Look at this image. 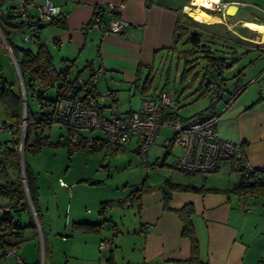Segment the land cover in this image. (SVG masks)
I'll return each instance as SVG.
<instances>
[{
	"label": "crops",
	"instance_id": "1",
	"mask_svg": "<svg viewBox=\"0 0 264 264\" xmlns=\"http://www.w3.org/2000/svg\"><path fill=\"white\" fill-rule=\"evenodd\" d=\"M51 1L60 8L63 14L64 27L49 23L51 18L42 20L44 24L38 30V43L44 45L50 52L54 68L58 71L66 69L69 77L77 74L86 78L91 77L90 80L97 96L106 88L113 90L116 93L117 104L124 111L132 110L120 102L119 97L125 91L129 93L132 89L138 90L143 97L163 89L168 91L166 88L168 78L159 79V87L154 86V81H152L149 87L144 88L142 82L146 76L154 80L158 71L169 66L176 52L181 55L179 51H182L181 56L185 62L192 58L202 60L201 54L204 51H201V48L191 50V44L185 42L191 32L200 33L201 40H203L201 31H198L202 30L200 26L218 25L220 29L222 25H226L231 34L240 41V47L234 49L235 52H240L244 47L264 53V45H247V38L241 34V31L227 26L232 22L238 24V27L246 25L255 32L256 29L264 31V20L233 18L224 15L222 4L235 3L238 5L239 0H222V3H216L218 12L215 15L218 18L212 21H197L194 26L186 23L187 16L183 10V6L190 0ZM107 2L122 3V6L116 12L101 7L97 9L98 6ZM14 4L15 1L12 5ZM114 15L127 21L126 27L119 34H105L96 27L86 29L82 27L88 21L105 23ZM248 21L257 22V24H250ZM178 30L183 32L180 38H178ZM18 32L17 40L12 34V42L36 51L38 45L33 42H30L29 46L22 45L25 41L21 40ZM258 38L260 42H264L262 41L264 38L260 36ZM4 57L11 58L1 39L0 59ZM11 61L15 66L12 58ZM88 62L90 64L86 65ZM204 63H206L205 60ZM261 68L262 70H257L247 80V82H252L251 85L247 88L244 86L229 102L234 88L228 93L226 102L223 105L218 103L219 105L217 104L215 108L218 114L217 134L223 139L241 143L246 161L256 170H264V78H262L264 77V65ZM138 77H140L139 81H137ZM239 84L243 83L238 80L236 86ZM171 97L174 102L173 106L167 107L164 115L172 111L179 115L174 106L176 102H179V97L177 94H172ZM112 103L111 99H104L102 107L104 115L110 114ZM174 145L172 142L167 143V140L165 142V147L169 150ZM234 165L237 167L234 160L226 161L218 170L200 174L199 179L175 181L218 190L172 191L169 209L164 208L162 192L159 188L164 179L168 178L160 177L159 180L147 182L140 198L130 200L131 204L137 203L138 227L143 237L138 249L140 261H136V264H192L188 262L189 240L181 235L182 222L175 211L188 202H191L194 208L192 223L202 260L208 264H264V195L240 196L232 192V187L238 184L241 175ZM37 185L39 190L38 181ZM0 197L1 207L7 199L2 195ZM39 199V216L41 214L42 219L40 210L43 206H39ZM45 210L47 213L49 207L45 206ZM24 211L28 214V218L22 221L21 213H19V221L26 224L32 216L35 222L31 209ZM82 221L98 222L90 219H82ZM35 224V229L26 228L19 231L20 237L25 240L14 250V253L22 262H18L14 256H5L0 249V264H38L40 250L36 251L35 245H40L42 253L43 250L45 251L47 260H44V264H55L53 255L58 252L64 255L65 264H115V253L112 247L116 246V242L112 236L99 238L96 232H87L72 226L69 234L60 235L62 242L60 250H54L53 243L50 241L52 226L49 225L46 231L44 226L41 227L40 222L39 225L36 222ZM54 234H58L57 231ZM100 242H108L112 246L101 247ZM107 251L109 252L108 257H106ZM121 264L131 263L122 261Z\"/></svg>",
	"mask_w": 264,
	"mask_h": 264
},
{
	"label": "rangeland",
	"instance_id": "2",
	"mask_svg": "<svg viewBox=\"0 0 264 264\" xmlns=\"http://www.w3.org/2000/svg\"><path fill=\"white\" fill-rule=\"evenodd\" d=\"M12 3V1H9L0 5V21L8 28H11V22H6L5 9ZM214 7H216L215 3L212 4L211 8H208L213 10L209 12L207 9V14L211 17L208 21L218 18L215 15L218 11ZM29 11L36 13L32 8ZM186 16V23L189 26H194V23L200 21L190 14L186 13ZM231 17L264 20V0H239L238 10ZM19 20V17H14L12 21ZM231 23H228L227 26L241 31V34L247 38V45H264V42L258 40L259 36L255 31L250 30L246 25L238 27V24ZM248 23L257 24L254 21H248ZM205 27L200 26L202 30H198L201 31L203 37V40H201L202 48L207 50L201 56L210 52L213 56L224 57L228 64L233 59L241 57L239 62H234L222 75L226 79L224 82L221 81L222 84L219 85L223 97L219 104L223 105L227 100L228 93L237 87L238 80L243 83L240 85H244L246 88L252 84L247 80L257 70H262L264 53L256 49L248 50L244 47L240 52H235L234 49L240 47V41L231 34L226 25H222L220 29L218 25ZM17 32L14 33L15 40H17ZM18 34H20V30ZM30 42L25 41V43L20 44L29 46ZM179 53L182 55V51H179ZM181 55L176 52L170 60L169 66L167 65L163 70L158 71L153 81L154 86L159 87V79L168 78L166 82L168 92L171 95L177 94L179 97V102H176L174 106L177 108L179 115L188 117L208 106L210 98L208 91L203 93L201 89H197L206 66L203 57L200 60L202 62L199 61V58H192L185 62ZM242 67L243 70H241ZM196 73H198L197 78L195 77ZM0 74L6 78L13 89L18 88L19 85L21 92L19 75L11 58L4 57L0 59ZM216 84L218 86L219 83L216 82ZM55 93V88L51 87L46 91L45 96L52 98ZM231 93H234V91ZM119 98L121 104L126 108L138 110L143 95L138 90L132 89L129 93H126V91L122 93ZM28 104L31 113H35L39 109L37 100L31 96L28 97ZM3 121V111L0 104V127H2ZM26 127L27 124H25L24 129L20 128L18 134L20 139V144H17L19 151L18 166L13 163L8 167V171L13 178L17 172H20L22 178L25 160L34 172L39 184V206H43L40 210V213H42L40 224L41 227L44 226L46 231L49 225L52 226L50 241L53 243L54 250H60L62 247L60 235L69 234V229L74 226L73 221L84 222L82 219L102 221V228L96 233L99 238L112 236L115 239L116 246L112 247L115 253L114 263L121 264L124 261L125 263L136 264V261H140L138 249L142 244L143 237L140 235L138 227L137 203L131 204L128 199L130 192L141 187L144 179L148 182L159 180L160 177H167L174 181H191L193 178L199 179L200 177V174H185L172 165L175 156L181 155L183 150L177 144L170 150L165 147L166 139L171 136L173 131L171 127L166 125L161 127L154 144H151L152 147L146 153L148 166H145L135 151L134 142L123 149L111 152L107 150L104 144L96 149L75 148L71 153L63 145H45L35 155L30 154L28 151L24 154L23 142ZM65 130V127L59 122H52L49 127L44 126L40 133L41 136L47 135L50 141L55 142L60 138V135L66 133ZM81 131L86 137L103 136V132L98 129H81ZM34 136L33 132L30 136L31 141ZM10 138L11 134L7 129L0 130V143ZM72 141L77 142V140ZM21 149L23 164H21L20 158ZM45 206L49 207L47 213ZM29 208L31 209L30 205ZM20 213V219L25 221L28 214L23 210ZM17 217L19 215H16L15 219ZM35 222L39 225L37 216ZM56 231L58 234H54ZM117 238L119 240H116ZM35 249L36 251L40 250L37 263L44 264V260H47L45 251L43 250L42 253L40 245H35ZM108 253L107 251L106 257H108ZM53 260L55 264H65V257L61 252L53 255Z\"/></svg>",
	"mask_w": 264,
	"mask_h": 264
},
{
	"label": "trees",
	"instance_id": "3",
	"mask_svg": "<svg viewBox=\"0 0 264 264\" xmlns=\"http://www.w3.org/2000/svg\"><path fill=\"white\" fill-rule=\"evenodd\" d=\"M16 0H0V5ZM14 5H10L5 9V15L7 17V23L11 22V28L3 25L0 21V32L6 44L11 48L13 57L17 63L19 68V72L22 77V81L24 84L25 90V98H26V121L28 122L27 127L25 128V136L23 142V153L25 154L28 151L30 154L38 153L43 146L45 145H63L67 147L69 153H71L75 148L84 149L85 141L88 137H86L81 129L71 128L68 126L65 127L66 133L60 135V138L52 142L48 139V136H41L40 131L44 128V126H50L52 123L47 118H42L41 120L38 117V120L35 118V114L38 113V110L35 113H31L29 110L28 97L31 96L37 100V103L40 104L43 102H51L60 96L66 97H75L76 90L73 87L71 80L67 75L66 69L64 70H56L53 65L52 56L48 49L37 43L38 48L36 51H32L29 48L18 46L14 44L11 40L12 34L24 28V22L12 21L14 19V15L12 14V10ZM97 9H100L98 6ZM10 20V21H8ZM51 24H56L64 27V16L60 12L58 16L51 18L49 21ZM44 23L42 21L37 23V28L39 30L40 27L43 26ZM179 35L178 38L182 37L183 32L178 30ZM1 40V39H0ZM185 42L191 44V50L201 48V51L207 52V50L203 49V45L201 42V34L198 32H191L185 39ZM209 54H203L202 57L206 61L205 70L202 74V77L199 80V84L197 89H201L203 93L206 91L209 92L210 102L208 106L199 110L198 112L188 116L182 117L178 115L176 112L172 111L168 114L165 113L163 116L164 120L167 121H180L182 123L188 122L194 119H203L212 114H217L215 112L216 105L223 98L219 85L224 82L226 79L224 76L225 70L233 65V63H237L239 58L233 59L231 63L225 60L224 57L221 56H213L210 52ZM195 59V58H194ZM88 62L86 65H89ZM243 70V67L241 68ZM80 75H75L77 77ZM139 76V75H138ZM198 73H196V78ZM91 77L87 78V91L88 93L95 99H98L97 94L94 91V85L90 80ZM140 77L137 78L139 81ZM37 81V83H35ZM152 78H146L142 82V87L147 88L152 83ZM222 81V82H221ZM218 82V86L216 84ZM243 87L244 85H238L234 93L239 89V87ZM55 88V96L50 98L46 97V91L51 88ZM202 95V94H201ZM262 97V96H260ZM0 104L2 106L3 111V125L10 126V130L12 134H16L18 136L20 132V124L22 122V116L24 112L23 103H22V95L20 92V88L13 89L11 85L8 83L6 78L0 74ZM33 125H38L39 128H33ZM34 132L35 136L33 140H30L31 134ZM94 140V146L92 149H96L101 147L104 143L101 140L102 137H92ZM72 140H77L74 143ZM12 141V146H7V143ZM18 139H7L5 142L0 143V195L4 196L7 201L1 207L3 208L0 214V249L2 253L6 249H12L13 251L25 240V238L20 237L19 231H22L26 228H36V224L34 222L33 217L29 218V221L26 224H22L18 217L15 219L16 215L23 210L29 211V204L26 196V192L24 189L23 181L20 175V172L16 173L14 178L10 176L8 167L11 164L15 163L18 166L19 163V151H18ZM86 148V147H85ZM235 167V165H234ZM238 171H240V180L237 185L232 187V192L242 196L247 194L252 195H264V181H260L261 177H264V170H255L245 176L242 173L241 168L235 167ZM183 171L185 174H204L200 172L193 171ZM24 178H25V186L28 192L29 199L32 203L35 214L40 222L39 209H38V198H39V190L36 181V176L32 171L29 164L24 160ZM147 185L146 179L142 181L141 187L134 189L130 192L128 199H138L140 198L142 192L145 190ZM159 188L162 192L163 205L165 209H169V201L171 199L172 191H216L217 188L203 187V186H195L192 184H184L180 182H175L172 179H164V181L159 185ZM103 205V204H102ZM182 222L181 235L186 237L189 240L190 244V256L188 258V262L192 264H208L206 261L200 258L199 254V243L196 237V233L194 230V226L192 223V216L194 214V208L191 202L185 203L180 208L175 210ZM74 227L79 228L83 231L87 232H99L102 228L103 222H74ZM41 236L43 234L41 232ZM44 263V262H43Z\"/></svg>",
	"mask_w": 264,
	"mask_h": 264
},
{
	"label": "built area",
	"instance_id": "4",
	"mask_svg": "<svg viewBox=\"0 0 264 264\" xmlns=\"http://www.w3.org/2000/svg\"><path fill=\"white\" fill-rule=\"evenodd\" d=\"M218 2H222V0H218ZM222 5L225 8L226 4L223 3ZM120 6L122 3L107 2L99 7L116 12ZM31 8L36 13L31 14L29 12ZM59 13L60 8L51 0H16L12 10V14L24 22V29L20 30L21 40L31 41L35 44L39 42L37 23L46 18H53ZM126 25L125 19L114 15L105 23L88 21L82 27L83 29L96 27L105 34H119ZM4 44L7 46L6 42ZM69 79L76 90V96H60L54 101L41 103L38 113L35 114L36 120L38 117L40 120L47 118L51 122H59L61 125L71 128L101 130L103 132L101 140L110 152L123 149L134 142V149L145 166H148L147 149L155 142L161 127L166 125L173 130L171 136L166 139L167 143L172 142L183 148V153L175 156L172 162L176 169L210 173L218 170L226 161L234 160L245 176L256 170L246 161L241 143L223 139L217 134L218 114L185 123L177 120H164V111L167 107H172L174 103L170 93L164 89L155 94L144 96L138 110L124 111L117 104L116 93L113 90L106 88L101 91L98 99H95L87 91L86 77L77 76ZM242 89V86L239 87L235 94L230 97L229 102ZM21 95L24 112L20 128L24 129L25 124H28L25 114L26 102L23 101V96H25L24 84L21 88ZM105 98H109L113 102L109 115H104L102 112ZM33 128L38 129L39 126L33 125ZM4 129H7L11 134V140L18 139L20 141L16 134H12L9 125L0 127V130ZM12 144L13 142L9 141L7 146L10 147ZM94 144L92 137H88L85 141L87 149H92ZM260 181H264V177H261ZM241 206H245V204H241ZM2 210L3 208L0 207V214ZM100 246L110 247L112 244L100 242ZM4 255L14 256L18 262H22L12 249H6Z\"/></svg>",
	"mask_w": 264,
	"mask_h": 264
},
{
	"label": "bare ground",
	"instance_id": "5",
	"mask_svg": "<svg viewBox=\"0 0 264 264\" xmlns=\"http://www.w3.org/2000/svg\"><path fill=\"white\" fill-rule=\"evenodd\" d=\"M218 0H190L189 3L183 6L185 13L192 15L200 21H208L211 17L207 14V9L212 7V4ZM256 33L261 38H264V31L256 29ZM264 41V40H262Z\"/></svg>",
	"mask_w": 264,
	"mask_h": 264
},
{
	"label": "water",
	"instance_id": "6",
	"mask_svg": "<svg viewBox=\"0 0 264 264\" xmlns=\"http://www.w3.org/2000/svg\"><path fill=\"white\" fill-rule=\"evenodd\" d=\"M237 9H238V5H237V4H235V3H229V4H226L223 13H224V15H226L227 17H231V16H233V15L236 13V10H237ZM0 37L3 38L1 32H0ZM3 40H4V39H3ZM4 43H5V41H4ZM6 47H7V50H8V52H9V54H10V57L12 58V60H13V62H14V64H15V67H16V70H17V73H18V75H19V79H20V87L22 88V86H23V81H22L21 74H20V72H19V68H18V66H17V63H16L14 57H13V54H12V51H11L10 47H9L8 45H7ZM23 97H24L23 101L26 102V98H25V96H23ZM20 152H21V155H20V158H21V164H23V161H22V149H21ZM23 172H24V170H23ZM22 181H23V184H24V189H25V192H26V196H27L28 203H29V205L31 206V209H32L33 215L35 216V219H36V214H35V211H34V209H33L32 203H31V201H30V199H29L28 192H27V189H26V186H25L24 173H23V176H22Z\"/></svg>",
	"mask_w": 264,
	"mask_h": 264
},
{
	"label": "flooded vegetation",
	"instance_id": "7",
	"mask_svg": "<svg viewBox=\"0 0 264 264\" xmlns=\"http://www.w3.org/2000/svg\"><path fill=\"white\" fill-rule=\"evenodd\" d=\"M215 9H216V7H214ZM209 10V12H210V10H213V9H208Z\"/></svg>",
	"mask_w": 264,
	"mask_h": 264
},
{
	"label": "clouds",
	"instance_id": "8",
	"mask_svg": "<svg viewBox=\"0 0 264 264\" xmlns=\"http://www.w3.org/2000/svg\"><path fill=\"white\" fill-rule=\"evenodd\" d=\"M222 3V2H221ZM216 4V3H215ZM2 39V38H1ZM3 41V40H2ZM4 42V41H3Z\"/></svg>",
	"mask_w": 264,
	"mask_h": 264
}]
</instances>
